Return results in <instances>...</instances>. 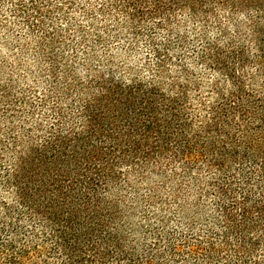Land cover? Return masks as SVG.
Listing matches in <instances>:
<instances>
[{
  "label": "trees",
  "instance_id": "obj_1",
  "mask_svg": "<svg viewBox=\"0 0 264 264\" xmlns=\"http://www.w3.org/2000/svg\"><path fill=\"white\" fill-rule=\"evenodd\" d=\"M17 1L14 10L26 27L42 31L39 49L50 63L52 89L64 80L57 93L63 100L74 95L79 108L70 120L57 109L55 128L36 140L30 134V145L13 140L22 154L2 174L17 205L3 204L8 222L0 224V264H153L154 258L162 264H264V0ZM74 9L92 14L80 33L84 43L89 29L97 43L118 39L123 30L133 41L147 33L155 58L149 78L129 68L119 73L111 60L107 73L87 67L83 77L72 65L58 64L46 17L55 10L68 24ZM216 10L228 14L234 35L216 21ZM180 13L202 26L216 22L219 30L216 40H200L194 58L179 56L173 63L170 53L186 50L184 37L156 43L154 33L168 28L173 34ZM238 15L250 17L248 29L236 22ZM198 67L213 77L196 76ZM142 182H149V206L162 205L155 192L170 186L179 217L201 221L210 209L211 222H223L224 232L207 229L200 239L152 234L154 248L138 259L125 245L119 224L125 215L118 207L125 202L120 194L136 193L134 185ZM211 199L213 205L203 206ZM161 215L164 230L170 220ZM186 225L194 235L193 224Z\"/></svg>",
  "mask_w": 264,
  "mask_h": 264
},
{
  "label": "rangeland",
  "instance_id": "obj_2",
  "mask_svg": "<svg viewBox=\"0 0 264 264\" xmlns=\"http://www.w3.org/2000/svg\"><path fill=\"white\" fill-rule=\"evenodd\" d=\"M48 1L50 4H58L56 0ZM214 1L216 3L222 2V0ZM82 2L83 0H77L78 4ZM15 4H19V1L0 0V224L8 222L5 219L3 204H8L12 208H14V205H17L16 197H12L11 195L13 192L3 184L4 174H2L5 166L10 167V161L14 162L18 158L17 155L22 154L19 149H14V145L17 143H14L13 140L16 139L20 145L26 143L30 145L28 140L30 134H34V140H36L49 132L51 128H55L56 122L54 119L56 118L57 109L63 112L64 118L70 120V116L78 114L79 108L77 98L74 95L68 100H63L60 95L61 93H57L66 84L64 80H60V88L58 90L52 89V83L50 82V78H48L50 63L45 57L46 53L42 54L39 49V44L41 43L39 35L42 31L38 32L34 30L32 34L26 27L24 18L21 17L23 15L15 12ZM213 6L217 8L216 5ZM51 12L50 16L46 17L45 30L49 31L50 35L54 34L53 37L57 41L54 44V51L50 52V54L54 53L52 57L57 56L58 64L62 66L65 64L72 65L77 75L83 77L86 75L87 67L107 73L110 68L108 61L111 60L115 68H120L118 69L119 73L125 72L129 68L133 69L131 74H136L140 76L139 78H149L151 75L149 69H153L155 58L151 51V43L146 37L147 33L144 32L146 34L143 36L144 38L133 41L130 34L126 30H123L118 39L110 37L106 42L97 43L96 34L89 29L86 37L87 41L84 43L81 40L82 35L80 33L90 26L86 18L91 17L92 14L85 17L80 10L74 9L73 12H69L71 23L66 24V21L55 10H51ZM216 12L218 13L216 21L218 20L219 24L228 27V33L234 35V27L227 22L229 19L228 14L218 12L217 10ZM185 15L188 14H178L176 19L178 21L174 27L175 31H173V34H171L168 28H162L163 31H156L154 33V37L157 40L156 43H164V39L175 43L174 41L177 36L184 37L186 50L180 55L178 52H171L169 56L172 58L173 63H176V59L179 56H184L185 60L187 57L194 58V53H196L194 50L200 47V40L204 36L209 41H213L216 40L215 38L218 35L217 29L219 28V24H216V22L215 24L207 23V26H202L205 24L204 22L200 20H196V22L190 21ZM49 18L52 19L51 23ZM249 18H247V15L235 16L236 22L243 28L245 26L244 29H248L250 26L247 21ZM210 20L214 23V19ZM97 21L96 28L101 29L103 25H101L99 20ZM108 26L109 30L114 31L115 27H113L112 23H108ZM146 27L150 26L147 24ZM203 27L208 28L206 34L203 31ZM173 43L172 47L175 48L176 46ZM45 50L47 52L48 48L46 47ZM188 68L193 67L188 65ZM170 70L174 72L175 68H170ZM205 72L209 73L207 77H213L211 72L202 67L195 69L194 74L199 76ZM123 76L130 78L127 73ZM66 82L68 83L70 80ZM50 88L52 90L49 91ZM62 123L66 126V120L62 121ZM71 123L76 124L75 117ZM203 177H208L206 172L203 173ZM157 181V178H155L153 183H157ZM134 186L138 188L136 193L128 194L124 190L120 194V197L125 196V202L119 204L118 210L125 215V219L119 221L126 237L125 245L128 248L136 249L135 254H137L138 259L141 256L143 257L142 253L144 251L154 248L155 241L152 234L155 237L156 235L165 237V232H167L175 239H179L184 234L200 239V237L207 235V229H212L217 234L219 230L220 235L221 232H224L223 222L220 221L218 225L211 222L208 216L213 213L210 209L204 210L206 214H204V218H201V221L194 220L193 218L183 219V215L181 214L179 217L176 214V204L172 199L170 186L155 192L156 196H159L162 200V205L156 204L155 206H149L150 204L148 205L146 201V198L149 197L148 191L150 192L149 182H142ZM182 192L181 196L185 198L184 190ZM197 192V190L191 191L194 196H196ZM218 192L215 194L218 195ZM135 197L137 200H135ZM138 200L141 205L139 208H136L135 203ZM214 200L217 204V198ZM229 203L227 202L226 206H229ZM183 204H187V201L185 200ZM209 204H214L212 199L210 203H204L203 206ZM162 206L164 209L161 208ZM186 213L190 212L187 211ZM129 214L130 218L128 217L127 219L126 216ZM160 214H162L161 217L169 218L170 220L166 228L164 227L165 231L158 222L160 218L158 215ZM204 219L210 221V224L205 223ZM23 224L25 226L28 225L25 220ZM186 224H193L195 228L194 235H188ZM203 240L205 239L203 238ZM160 244L161 248L166 250V242L162 241ZM177 246L186 252L184 245L179 240L177 241ZM143 259L140 258V260ZM152 263L162 264L160 260L155 258L152 260Z\"/></svg>",
  "mask_w": 264,
  "mask_h": 264
}]
</instances>
